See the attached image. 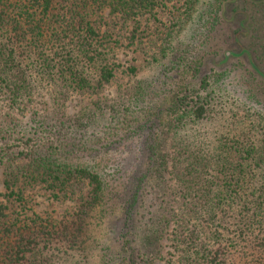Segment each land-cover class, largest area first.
I'll return each instance as SVG.
<instances>
[{"label": "trees", "instance_id": "obj_1", "mask_svg": "<svg viewBox=\"0 0 264 264\" xmlns=\"http://www.w3.org/2000/svg\"><path fill=\"white\" fill-rule=\"evenodd\" d=\"M171 1L0 0V100L20 104L48 88L62 103L69 91L103 87L115 75L120 40L106 16L138 25L142 18L159 21L157 11ZM170 14L169 26L161 23L151 40H160L168 61L136 80L126 97L98 98L73 116L0 120V167L11 168L7 197L21 201L23 186L41 182L55 198L85 192L63 224L49 217L12 218L0 201V264H57L68 257L76 264L85 228L101 224L113 195L122 214L111 230L115 235L100 246L99 264L160 260L168 224L176 264H264V117L256 107L264 106V0H183L180 11L174 7ZM138 25L129 36L135 47L141 44ZM220 25L233 48L217 51V59L208 55L209 65L202 53L187 60L190 47L205 48ZM185 72L198 77L203 93L178 84L157 105L153 91ZM230 99L253 118L246 131L234 116L225 121ZM141 111L146 118L139 119ZM214 118L225 126L199 135V126ZM143 131V157L127 175L116 169L111 178L97 165L66 156L114 148ZM68 147L74 149L65 152ZM167 169L173 189L161 184Z\"/></svg>", "mask_w": 264, "mask_h": 264}, {"label": "rangeland", "instance_id": "obj_2", "mask_svg": "<svg viewBox=\"0 0 264 264\" xmlns=\"http://www.w3.org/2000/svg\"><path fill=\"white\" fill-rule=\"evenodd\" d=\"M182 4L183 0H172L168 3L167 7H161L157 11L156 17L160 22L158 20L152 19L149 21L148 19L146 20L145 18H142L143 20L139 25L135 24L133 20L125 21L116 15L108 14L106 18L111 22V28L109 30L117 35V37L114 36L115 38L120 39L115 49V63L117 67L115 75L109 83L96 90L84 92L69 91L65 95L62 103L61 101H53L50 96V91L47 90L48 88L40 89L29 97L27 101L20 104H11L3 98V100H0V120L11 119L13 121H20L25 120L34 114L51 117L73 116L85 107L87 108L90 106L91 102L98 98L113 101V99L126 97L130 87L136 80L155 73V67L157 64L168 61V58H165L160 51V40L157 39L154 42L151 40L155 38L160 29H163L162 24L169 26L171 23L170 10L177 7L178 11H180ZM135 25H138V34L141 38V44L138 47L130 45L129 43L131 29ZM184 31L185 30L180 33ZM213 33L214 38L209 45L206 44V47L204 46L205 48H201L197 44L190 47L186 55L187 60L202 53L204 54L203 60L209 65L210 61L206 58L208 55L217 59V56L215 55L217 51L219 53L222 48H233L232 39L226 26L220 25ZM172 48L174 52H177L178 48L176 45L172 46ZM159 57H162L161 61L157 60ZM261 63L264 65V57L261 58ZM132 68H134L135 71H133ZM168 80L170 83L163 85L160 90H157V92L153 91L155 93L154 99L157 101V105L161 104V99L163 97L176 92L178 90V84H188L189 86H192V90L199 89L195 84L198 77H192L190 72L172 74V77ZM190 82H192V84H190ZM198 91L203 93V89H199ZM146 102L148 103L147 100H144L142 105H146ZM225 104H227V106L226 108H223V113L225 115L224 117L228 119L225 121H229V118L231 119V117L234 116L236 119H240V121L243 122L240 126L246 131L250 127L253 118L246 117V111L240 108L233 99L225 102ZM147 106H149V104H147ZM256 107L263 113L264 117V106L256 103ZM143 114L144 111H141L139 119L147 117V115ZM133 121L136 123V120ZM219 122H221V119L217 120L214 118L209 124H201L199 126V135H206V133L209 135L211 131L221 127L220 125L225 126L226 122L224 124ZM260 132H262L261 129L256 130L254 132L255 134L253 133V136H259ZM90 135H92L91 132ZM146 136L147 134L145 131L140 132L137 135L128 134L125 136L126 139L114 148L101 150L92 154H88L87 152L77 153L70 151L66 156L73 161L90 162L92 165H97L95 167L102 169V172L108 175V177H111V172H114L116 169L119 170L120 174L127 175L131 173L134 167L138 166L136 159L142 156L141 150L145 144L144 139ZM73 149L74 148L72 147H68L65 152ZM146 166L147 164L145 163V167ZM10 169L11 168H8L7 166L0 167V201L7 205V212L10 217L24 221L35 216H40L43 219L49 217L48 219H51L56 223L62 222L63 224L70 222L80 204L81 198L84 197L85 192L82 194H79L77 191L75 194L69 192V194H66L67 196L60 194L58 198H55L52 191L41 182V184L23 186V198L21 201L16 200L15 198H9L6 196L7 191L5 189L4 181L7 178V174L10 173ZM169 169L164 171V177L163 180H161V184H166L167 188L173 189L174 178L172 177V174L168 172ZM112 177H114V175ZM118 177L120 176L118 175ZM111 178L110 184L113 186L114 184ZM116 190H121L120 185L117 186ZM120 201L121 200H119L117 195L111 196L107 203V213L101 224L85 228V233L82 237L84 240V246L80 259L76 264L100 263V246L102 245V242L109 241L110 238L115 235L111 230L117 229L118 220L122 214ZM157 202L158 200H156V198L153 199V203L156 204ZM85 226L86 225L83 227ZM163 228V236L160 238L163 258L160 260L156 259L147 264H176L177 262L178 252L173 248L171 242L172 225L168 224L165 225V227L163 226ZM74 262V258L68 257L60 260L57 264H73ZM49 264L51 263L49 262Z\"/></svg>", "mask_w": 264, "mask_h": 264}]
</instances>
